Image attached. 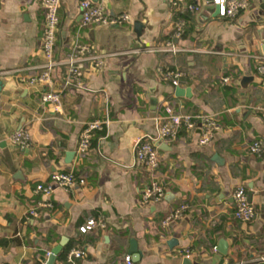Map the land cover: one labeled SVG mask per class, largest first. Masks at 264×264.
Returning <instances> with one entry per match:
<instances>
[{
    "label": "crops",
    "instance_id": "obj_1",
    "mask_svg": "<svg viewBox=\"0 0 264 264\" xmlns=\"http://www.w3.org/2000/svg\"><path fill=\"white\" fill-rule=\"evenodd\" d=\"M83 1L62 0L60 64L43 85L28 82L45 62L43 0H0V264H47L64 240L63 249L73 241L72 249L85 251L77 264H126L127 256L135 264H264V115L257 109L264 106V0H248L233 18L217 14L210 0H186L200 5L196 12L168 0H90L111 17L128 16L109 25L84 24ZM169 41L180 51H169ZM79 45L104 63H86L82 86L67 84L66 61ZM173 71L183 73L178 86ZM177 87L191 94L178 95ZM50 90L61 95L59 110L43 101ZM170 111L211 115L216 128L203 145L200 129L185 127L176 139L155 140L152 172L137 162L133 143L157 138ZM96 120L104 128L81 151ZM18 130L30 132L27 147L11 140ZM255 140L259 154L250 150ZM55 172H74L81 182L39 191ZM154 180L164 196L146 200ZM240 187L256 210L250 222L235 216ZM90 220L96 225L83 232ZM53 264L68 257L58 254Z\"/></svg>",
    "mask_w": 264,
    "mask_h": 264
},
{
    "label": "built area",
    "instance_id": "obj_2",
    "mask_svg": "<svg viewBox=\"0 0 264 264\" xmlns=\"http://www.w3.org/2000/svg\"><path fill=\"white\" fill-rule=\"evenodd\" d=\"M215 4L220 6V16L233 18L238 15L242 10L249 6L248 0H213ZM169 4L176 8L185 7L189 11L196 12L200 10L198 4H187L186 0H168ZM44 6L47 10L46 24L43 35V53L45 56V62L42 66V72L33 76L28 80L30 83H41L43 85H50L52 83V72L60 64L55 57V49L58 41V33L60 29V7L62 0H43ZM80 8L82 11V19L84 24L100 23V24H118L128 19V16L111 17L106 14L101 6L94 5L90 0L81 2ZM185 33V23L180 21L176 26V36L179 38ZM169 51L176 53L180 51V48L175 43L169 41L167 43ZM91 62L103 67L104 63L98 55L90 53L89 47L85 45H79L74 55H72L67 61L69 67L67 84L75 81L78 86L83 85L81 77L82 69L86 63ZM259 73L264 77V55L259 60L258 65ZM172 84L178 86L180 83V77L183 75L180 71H173ZM227 83L228 79H224ZM44 103H50L54 105L56 110L61 107V95L53 90L46 92L43 95ZM264 115V106L257 108ZM181 127H185L187 130L200 129V144H207L212 140L214 130L216 128V121L213 116L206 114L191 115V114H175L169 112L166 121L159 127L157 138H145L134 141L133 145L137 155V162L145 165L152 172H156L159 167V153L155 140H173L176 139ZM104 128V122L96 120L88 124L86 130L83 133V139L80 146L81 151H86L91 143L92 133L96 130H102ZM11 140L20 144L23 147H27L30 144V132L28 130H18L11 135ZM263 144L259 140H255L250 145L251 153L259 154L262 151ZM79 179L74 172H55L48 183H40L37 186L39 191L45 194H51L57 188L68 189L74 187L79 183ZM83 182V181H82ZM146 200H159L164 196V189L157 180H154L150 186L145 189ZM235 216L242 222H250L256 215V210L253 203L249 199V195L244 187H240L236 190L235 194ZM186 209V206H182L170 215H168L163 225L168 226L178 219L182 212ZM31 214L36 215V210H31ZM96 225L94 220H90L85 226L82 227V231L86 232ZM85 251L82 249H72L68 254V264H77V260L82 258ZM126 264H135L131 256L126 257ZM264 260V257L262 258Z\"/></svg>",
    "mask_w": 264,
    "mask_h": 264
},
{
    "label": "water",
    "instance_id": "obj_3",
    "mask_svg": "<svg viewBox=\"0 0 264 264\" xmlns=\"http://www.w3.org/2000/svg\"><path fill=\"white\" fill-rule=\"evenodd\" d=\"M213 2V0H210ZM215 9L217 11V14L220 13V6L219 5H216L215 6ZM177 94L178 95H190L191 94V89L190 88H183V87H177ZM157 101H155L156 103ZM162 144V140H160L158 142V145H161ZM251 201V200H250ZM68 241L67 240H64L62 242L61 245H59L58 247H56L53 251V254L51 255L50 257V260L48 261L47 264H53L55 259H56V256L61 252V250L63 249V247L66 245ZM227 247H225V249H220V251L223 253V254H226L227 253ZM131 253L134 254L135 256H138L140 255V252L138 250V244L136 243L135 240L132 241V248H131ZM185 264H197V263H194L192 260H190L189 258H186L185 259Z\"/></svg>",
    "mask_w": 264,
    "mask_h": 264
},
{
    "label": "trees",
    "instance_id": "obj_4",
    "mask_svg": "<svg viewBox=\"0 0 264 264\" xmlns=\"http://www.w3.org/2000/svg\"><path fill=\"white\" fill-rule=\"evenodd\" d=\"M75 242H70L60 253H59V259L60 260H67L68 254L72 250V248L75 246Z\"/></svg>",
    "mask_w": 264,
    "mask_h": 264
}]
</instances>
